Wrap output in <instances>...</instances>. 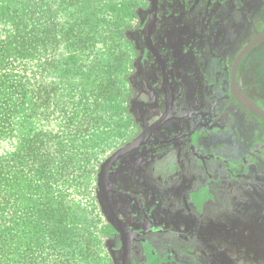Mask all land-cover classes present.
I'll use <instances>...</instances> for the list:
<instances>
[{"label": "flooded vegetation", "instance_id": "1", "mask_svg": "<svg viewBox=\"0 0 264 264\" xmlns=\"http://www.w3.org/2000/svg\"><path fill=\"white\" fill-rule=\"evenodd\" d=\"M132 9L128 127L97 169L111 160L102 204L95 184L107 264L126 241L141 261L146 233L187 264H264V0ZM169 155L189 168L163 182L153 168ZM195 185L208 200L201 209Z\"/></svg>", "mask_w": 264, "mask_h": 264}, {"label": "rangeland", "instance_id": "2", "mask_svg": "<svg viewBox=\"0 0 264 264\" xmlns=\"http://www.w3.org/2000/svg\"><path fill=\"white\" fill-rule=\"evenodd\" d=\"M136 1L140 0H77L70 5V2L58 3V1L49 0L47 6L42 9L46 12L48 9V16L44 13L46 16L42 19L47 24L48 34L54 35L53 38H48L51 40L50 45L52 43L57 45L51 50L58 56L57 58L55 55L48 57L52 60L57 59V63L59 61L61 65L56 70L53 69L52 74H45L40 69L41 64L45 63L44 56L38 53L18 76L23 77L25 73L31 88H37L43 83L58 84L62 93L71 89L70 80L76 84L74 91L72 90L70 97H64L68 102L63 110L55 108L47 110L39 99L28 94L22 104L18 103L19 100H14L18 104L16 111L10 115V122L5 123V126L0 122V164L7 173H10L9 175L5 173L7 180L0 191L1 221L11 219L12 214L17 210L14 205L26 207L31 202L40 200L42 196V193L29 190L27 186L21 189V185L17 184L18 178L22 181L21 179L26 177L28 172L26 165L23 167L20 165L21 160L16 158V154L20 153L19 151L23 150L31 139L35 141V144L40 142L45 144V140H48L49 145L66 141L67 128H72V124L78 121L83 125L87 122L85 127L83 126L68 141L69 144L64 145V147L70 145L74 153L80 156L74 161L76 173L73 177L77 178L73 182L69 181L62 185L63 187H58L61 190L58 194L67 197L72 203L73 211L79 216L77 228L82 237V240L78 238L76 241L78 246L75 254L65 252L63 261L68 262L67 264L72 262L74 264H107L103 254L104 247H101L103 228L101 216L97 211L95 184H97L99 173L97 169L100 162L125 135L128 127L125 103L128 96L127 74L130 70L128 65L132 57L130 43L133 44L129 30L133 26L134 10L132 8ZM40 9L33 14L39 17L40 13H43L39 12ZM86 16L89 17L85 19L87 27H90V31L94 30L93 40L90 41L92 45L83 53L75 50L77 53L75 55L67 51L62 41L63 29L74 26L77 18L84 20ZM33 22H35V16H33ZM83 72L87 75L80 78ZM86 76L93 82L90 86L109 83L108 91L112 89L108 103L98 107L99 111H96L92 105L93 98L87 91L89 86L85 81ZM77 85L80 86L77 87ZM17 97L19 99L20 95ZM1 112L2 110L0 114ZM183 166L184 169L189 168L176 157L169 155L154 164L153 172L163 182H170L184 170ZM84 167L85 175L80 173ZM155 182L158 183L156 179ZM205 196L204 186L195 185L191 192V201L196 208L201 209L208 201ZM209 200L212 202V199ZM145 235L147 247L144 246L142 249L141 261H135L130 255L127 264H187V258H180L177 254L173 255L167 251V243L163 245L162 241H158L149 245L151 235L148 233ZM14 247L15 241L5 243L6 259L12 258L10 252ZM21 258L23 257L18 251H15V263L21 264L23 260ZM0 264H3V257H0Z\"/></svg>", "mask_w": 264, "mask_h": 264}, {"label": "trees", "instance_id": "3", "mask_svg": "<svg viewBox=\"0 0 264 264\" xmlns=\"http://www.w3.org/2000/svg\"><path fill=\"white\" fill-rule=\"evenodd\" d=\"M52 1L70 2L71 5L77 0ZM48 2L49 0H0V110H2L0 122L4 126L5 123L10 122V115L16 111L18 103L24 102L26 95L39 99L47 110L52 108L63 110L68 102L65 98L70 97L72 90L74 91L76 84L70 80L71 89L62 93L58 84L43 83L37 88H31L25 73L23 77H19V74L25 70L26 64L31 62L33 56L38 53L44 56L45 63L41 64L40 69L45 74H52V70H56L61 65L59 61L57 63V59L50 58L53 55L57 58L58 55L52 53L55 51L51 49L57 45L54 43L50 45V38L54 35L48 34L47 24L42 19L48 12V9L47 12L42 10ZM39 8H41L39 12L43 13L37 17L33 13ZM33 16H35V22H33ZM86 18L89 19L87 16L84 20L77 18L74 26L63 29L62 41L67 51L72 54H77L75 50L83 53L92 45L90 41L93 40L94 30L90 31V27H87ZM85 75L87 73L83 72L80 78ZM86 77L85 81L89 86L87 91L93 98L92 105L96 111H99L98 107L108 103L112 89L108 91L109 83L90 86L93 82L88 79V76ZM17 95H20L19 99ZM14 100L19 101L16 103ZM85 124L78 121L72 124V128H67L66 141L49 145L48 140H45V144L42 142L35 144V141L31 139L23 150L16 154V158L21 160L20 165L22 167L26 165L28 172L26 177L21 179L22 181L18 178L17 184L21 185V189L27 186L29 190L42 193V196L40 200L31 202L26 207L14 205L17 210L8 221L5 219L1 221L0 213V257H3V264H17L14 261L15 251L23 257L21 264H67L68 262L63 261L65 252L75 254L78 246L76 241L78 238L82 240L77 228L79 216L73 211L72 203L67 197L58 194L61 192L58 187H63L62 185L69 181L73 182L77 178L73 177L76 173L74 161L80 156L74 153L70 145L68 147L64 145L69 144L68 141L83 126L85 127ZM85 170V167L82 168L80 173L85 175ZM5 173H7L6 170L0 164V191L7 180ZM1 200L0 197V202ZM13 241H15V247L10 252L12 258L9 260L6 259L4 247L6 242L13 243Z\"/></svg>", "mask_w": 264, "mask_h": 264}, {"label": "water", "instance_id": "4", "mask_svg": "<svg viewBox=\"0 0 264 264\" xmlns=\"http://www.w3.org/2000/svg\"><path fill=\"white\" fill-rule=\"evenodd\" d=\"M262 39H264V33L262 35H260V37L257 40L259 41ZM237 62H238V59H236L234 64H237ZM239 102L242 106L246 107L251 112L255 113L256 115L258 114V110H256V108H254V106L251 103H249L247 100H241V101L239 100ZM110 162H111V160L104 163V165H102V167L100 168L99 173H98V184H97L98 190H97V192L100 195L99 196L100 203L102 200L101 195H103V190H104V186H105V181L103 179V176H104L106 169L109 166ZM126 243H127V241L125 242L124 246H122L120 262L118 264H127V261L129 260V257L131 255L130 246H129V244L126 245Z\"/></svg>", "mask_w": 264, "mask_h": 264}]
</instances>
